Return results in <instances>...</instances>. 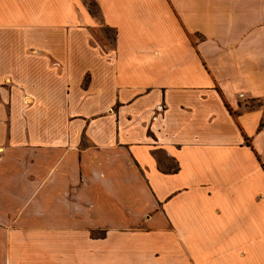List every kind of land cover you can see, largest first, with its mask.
Returning <instances> with one entry per match:
<instances>
[{"label":"crops","instance_id":"1","mask_svg":"<svg viewBox=\"0 0 264 264\" xmlns=\"http://www.w3.org/2000/svg\"><path fill=\"white\" fill-rule=\"evenodd\" d=\"M0 264H264V0H0Z\"/></svg>","mask_w":264,"mask_h":264},{"label":"rangeland","instance_id":"2","mask_svg":"<svg viewBox=\"0 0 264 264\" xmlns=\"http://www.w3.org/2000/svg\"><path fill=\"white\" fill-rule=\"evenodd\" d=\"M94 14H95V17H97V13H94ZM106 35H107L108 39H111L112 38V34H111L110 31L107 32Z\"/></svg>","mask_w":264,"mask_h":264}]
</instances>
